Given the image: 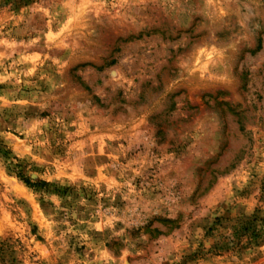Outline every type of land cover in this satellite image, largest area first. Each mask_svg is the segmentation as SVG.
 <instances>
[{"label":"rangeland","instance_id":"374dc122","mask_svg":"<svg viewBox=\"0 0 264 264\" xmlns=\"http://www.w3.org/2000/svg\"><path fill=\"white\" fill-rule=\"evenodd\" d=\"M0 264H264V0H0Z\"/></svg>","mask_w":264,"mask_h":264},{"label":"trees","instance_id":"16d2710c","mask_svg":"<svg viewBox=\"0 0 264 264\" xmlns=\"http://www.w3.org/2000/svg\"><path fill=\"white\" fill-rule=\"evenodd\" d=\"M26 181V180H25Z\"/></svg>","mask_w":264,"mask_h":264}]
</instances>
